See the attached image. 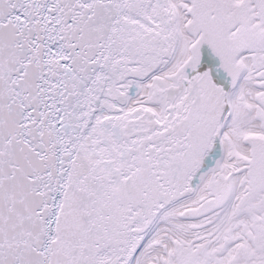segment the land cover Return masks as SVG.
Here are the masks:
<instances>
[{"label":"snow or ice","instance_id":"6c2138e0","mask_svg":"<svg viewBox=\"0 0 264 264\" xmlns=\"http://www.w3.org/2000/svg\"><path fill=\"white\" fill-rule=\"evenodd\" d=\"M0 264H264V0H0Z\"/></svg>","mask_w":264,"mask_h":264}]
</instances>
